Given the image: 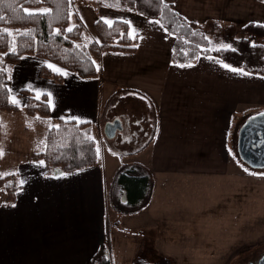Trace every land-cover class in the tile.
<instances>
[{
	"label": "crops",
	"instance_id": "obj_1",
	"mask_svg": "<svg viewBox=\"0 0 264 264\" xmlns=\"http://www.w3.org/2000/svg\"><path fill=\"white\" fill-rule=\"evenodd\" d=\"M74 6L89 29L98 19L126 22L137 48L104 52L97 63L98 74L91 79L33 55L22 56L11 67L10 100L19 111L0 112V166H11L1 175H13L18 188L13 204L5 202L6 193L0 189V264H88L101 245L107 248L112 264L114 236L112 230L107 236L108 217L116 222L122 216L133 225L148 211L151 224L152 220L162 223L151 212L150 196L134 214L121 215L109 208L108 191L121 166L143 167L154 190L170 176L212 177L213 181L224 176L225 167L246 166L237 153L239 127L248 117L264 113V76L224 67L213 57L174 65L173 37L157 21L92 3ZM174 9L206 29L214 24L224 31L264 24V1L260 0H174ZM42 66L62 80L42 77ZM25 91L45 95L48 125L58 119L88 122L92 134L99 132L102 123L117 119L118 131L124 130L123 121L128 131L109 155L97 151L95 165L48 174L43 162L32 160V154L41 149L44 127L24 111ZM144 226L130 227L132 247L137 246L135 235L139 240L146 237L138 232ZM123 239H117L121 246L126 245ZM138 256L130 258L131 262Z\"/></svg>",
	"mask_w": 264,
	"mask_h": 264
},
{
	"label": "trees",
	"instance_id": "obj_2",
	"mask_svg": "<svg viewBox=\"0 0 264 264\" xmlns=\"http://www.w3.org/2000/svg\"><path fill=\"white\" fill-rule=\"evenodd\" d=\"M264 1V0H260ZM76 2L134 12L157 21L173 37L171 63L187 65L198 57H213L225 65L264 76V45L248 38L225 36L219 45L209 40L207 29L190 22L174 9V0H0V112L15 113L19 107L10 100V69L22 56L33 55L51 62L83 79L95 78L97 63L106 51L134 52L137 39L124 21L105 23L98 19L93 29L98 41L87 40L85 27L74 12ZM73 14L75 24L68 31ZM253 39L264 38V24L249 23L241 27ZM229 34V33H228ZM42 77L62 80L46 66L40 68ZM26 92V91H25ZM24 92V93H25ZM24 111L37 117L44 127L41 149L32 160L41 161L48 174H61L90 167L97 162L95 140L88 122L58 119L48 125L49 106L45 95L26 92ZM150 174L141 166L127 164L115 173L108 191V202L114 211L134 214L148 202L151 189ZM18 188L13 175L0 178V189L6 193L5 202L14 203ZM88 264H111L104 245L99 246ZM133 264H170L165 258L151 263L136 258Z\"/></svg>",
	"mask_w": 264,
	"mask_h": 264
},
{
	"label": "rangeland",
	"instance_id": "obj_3",
	"mask_svg": "<svg viewBox=\"0 0 264 264\" xmlns=\"http://www.w3.org/2000/svg\"><path fill=\"white\" fill-rule=\"evenodd\" d=\"M74 22L72 14L69 29ZM223 28L216 24L210 26L207 29L209 40L219 45L227 36L233 39L248 38L253 44L264 45L263 38L253 39L242 32L241 27H231L225 31ZM85 33L87 40L98 41L93 28L85 27ZM105 124L102 123L99 132L94 131L91 136L95 140L96 150L101 153L102 149L105 155H109L112 148H117V139L128 128L123 121L124 130L118 131L114 138L107 139L104 136ZM233 132L234 127L231 137ZM14 137H17L16 134ZM10 168L8 164L0 166V178L4 177L1 175L4 174L3 170ZM223 173L224 176L216 177V181H210L212 177L170 176L164 179L161 187L155 190L151 188L150 209L155 218H162L161 224L154 220L151 224L148 211L142 212L133 225L122 216L116 222L113 216L108 217L107 236L109 230L114 236L110 243L112 264H133L130 258L133 259L136 254H139L137 258L151 263L165 258L170 264H255L264 254V169L232 166L225 167ZM142 226L144 228L138 232L141 237H146L139 240L135 235L137 246L132 247L131 229ZM115 230L125 235H118ZM122 237L126 244L123 246L117 243V239L122 240Z\"/></svg>",
	"mask_w": 264,
	"mask_h": 264
},
{
	"label": "water",
	"instance_id": "obj_4",
	"mask_svg": "<svg viewBox=\"0 0 264 264\" xmlns=\"http://www.w3.org/2000/svg\"><path fill=\"white\" fill-rule=\"evenodd\" d=\"M120 129L121 124L118 120L107 122L104 126L105 138H114ZM237 153L248 168L264 169V113L248 117L239 127ZM257 264H264V256L258 260Z\"/></svg>",
	"mask_w": 264,
	"mask_h": 264
},
{
	"label": "snow or ice",
	"instance_id": "obj_5",
	"mask_svg": "<svg viewBox=\"0 0 264 264\" xmlns=\"http://www.w3.org/2000/svg\"><path fill=\"white\" fill-rule=\"evenodd\" d=\"M105 23H109L108 21H105ZM72 29H68V31H71ZM224 67H228L227 65H223ZM232 71H236V69H231ZM241 74H243V75H247V73H241ZM37 98H39V94H37ZM14 103H15V101H13ZM3 155V152H2V150H0V156H2ZM23 183V182H22Z\"/></svg>",
	"mask_w": 264,
	"mask_h": 264
},
{
	"label": "flooded vegetation",
	"instance_id": "obj_6",
	"mask_svg": "<svg viewBox=\"0 0 264 264\" xmlns=\"http://www.w3.org/2000/svg\"><path fill=\"white\" fill-rule=\"evenodd\" d=\"M263 255H264V254H263ZM263 255H261V256H263ZM261 256H260V257H261ZM257 260H258V259H257ZM257 260H256V262H257ZM256 262H255V264H256ZM250 264H253V263H250Z\"/></svg>",
	"mask_w": 264,
	"mask_h": 264
}]
</instances>
